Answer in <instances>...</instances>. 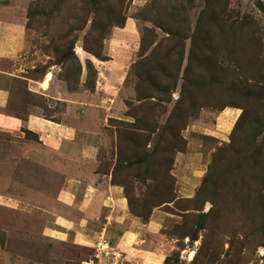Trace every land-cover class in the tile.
<instances>
[{
	"label": "rangeland",
	"instance_id": "1",
	"mask_svg": "<svg viewBox=\"0 0 264 264\" xmlns=\"http://www.w3.org/2000/svg\"><path fill=\"white\" fill-rule=\"evenodd\" d=\"M258 2L264 4L0 0L1 18L25 33L18 65L26 72L13 59L2 61L10 73L0 75L11 93L6 112L26 118L36 105L49 118L85 126L80 139L96 147V161L92 170L80 168L121 187L141 221L158 215L171 242L164 264H264V10ZM128 18L137 36L112 42L116 56H127L123 80L110 86L109 96L97 94L106 46ZM45 72L47 79L55 75L49 89V81L43 84L50 99L15 76L39 81ZM77 101L87 107L79 118L72 115ZM224 110L238 113L227 126L219 124ZM23 131L0 129V264H126L106 238L113 239V226L87 228V244L74 241V229L69 241L47 233L54 215L38 204L64 210L55 200L63 180L55 167L22 158V143L37 139ZM100 232L106 253L96 248Z\"/></svg>",
	"mask_w": 264,
	"mask_h": 264
},
{
	"label": "crops",
	"instance_id": "2",
	"mask_svg": "<svg viewBox=\"0 0 264 264\" xmlns=\"http://www.w3.org/2000/svg\"><path fill=\"white\" fill-rule=\"evenodd\" d=\"M137 34V27L130 18L127 19L124 27L114 28L113 36L105 49L108 60L102 61L99 65L100 75H104V79L100 82L101 85L97 87V94L101 95L102 92L109 96L108 93L112 92L110 86L118 82L117 88H119L123 80L121 68L127 66V56H116L112 51L116 45H112V42L118 44L119 38L129 41L130 38H135ZM23 35H25L23 28L16 22L4 20L0 16V75L10 74L5 72L6 68L2 63L6 59H13L16 63V69L20 72H26L21 64L18 65L23 60L21 57L23 48L20 42ZM113 67L114 70L108 71L109 68ZM48 73L45 72L39 81L28 78L24 73H16L15 76L25 80L28 86L38 88L41 94L50 99L52 96L47 93V90L54 82L55 75L52 72V76L47 79ZM45 80L49 81L48 89L44 87L45 85L43 86ZM10 98V89L0 86V129L24 133L23 129L25 128L34 132L37 135L36 140L22 143V158L55 167L63 180L55 200L64 207V210L56 211L50 209L47 204L45 208L44 205L38 204L42 210H47L54 215L47 233L50 236L69 241L71 230L74 229V241L80 242L82 240L87 244L91 241L89 238L83 237L84 231L102 223L106 228L113 226V239L109 236L106 238L110 241L111 246L123 251L126 264H164L171 249V242L162 233V222L158 215H152L149 221H141L131 213L129 203L121 187L113 186L108 180H100L98 173L95 174L80 168L82 164H88L87 168L92 170L96 161V147L89 146L80 139V133H86V127L81 123L49 118L42 113L43 108L36 105L29 108L26 118L14 116L6 112ZM77 102L78 104L72 109V115L79 118V116H84L81 107L84 106L85 111L87 107L80 101ZM103 105V103L99 105L100 108ZM70 110L69 105L68 111ZM237 115L238 113L234 110H224L219 115V124L222 126L230 125L232 119ZM18 137L25 138V135ZM87 160L90 163H87ZM188 188H186L187 191L191 189ZM35 194L46 199L48 195L46 192L41 193L40 190L35 191ZM108 196H110V200H107ZM111 231L110 229V234ZM89 261L92 263L93 258L84 263Z\"/></svg>",
	"mask_w": 264,
	"mask_h": 264
},
{
	"label": "built area",
	"instance_id": "3",
	"mask_svg": "<svg viewBox=\"0 0 264 264\" xmlns=\"http://www.w3.org/2000/svg\"><path fill=\"white\" fill-rule=\"evenodd\" d=\"M96 248L97 250L101 251V252H105L106 253V249L108 248V242L106 240V238L100 234V237H99V241L96 245ZM121 260L118 259V261L115 262V264H118ZM122 264H124V262H122Z\"/></svg>",
	"mask_w": 264,
	"mask_h": 264
},
{
	"label": "trees",
	"instance_id": "4",
	"mask_svg": "<svg viewBox=\"0 0 264 264\" xmlns=\"http://www.w3.org/2000/svg\"><path fill=\"white\" fill-rule=\"evenodd\" d=\"M257 4H258V7H259L261 10H264V4H263L262 2H258ZM116 24H121V23H117V21H116ZM105 31H106V29H105V27H103V28H102V32H103V34H105ZM140 93H141V91H140Z\"/></svg>",
	"mask_w": 264,
	"mask_h": 264
}]
</instances>
